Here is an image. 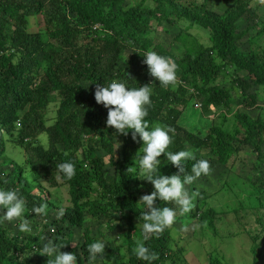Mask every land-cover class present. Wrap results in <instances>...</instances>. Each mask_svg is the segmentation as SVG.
<instances>
[{
	"label": "trees",
	"instance_id": "16d2710c",
	"mask_svg": "<svg viewBox=\"0 0 264 264\" xmlns=\"http://www.w3.org/2000/svg\"><path fill=\"white\" fill-rule=\"evenodd\" d=\"M207 1L0 0V187L15 189L23 196L25 218L57 211L36 232L24 234L18 229L11 234L7 221L0 223V264H40L30 253L40 251L44 239L57 247L63 245L61 252L76 254L77 264H93L88 260L87 245L99 238L89 227L84 228L86 218L105 217L107 227L114 228L113 217L119 215L126 217L129 225L122 242L127 259L122 264H145L133 252L139 239L135 236L142 239L144 235L133 218L139 220L143 212L140 197L154 188L146 179L136 177L137 140L131 132L116 133L106 124L107 109L94 99L97 85L113 80L125 81L129 87L149 85L151 105L146 119L150 126L174 129L167 151L189 150L190 146L209 149L216 161L227 164L248 145L264 162V112L252 117L237 111L231 129L215 123L202 135L178 124L183 109L192 107L189 103L194 98L203 101L206 111L229 108L233 92L216 82L228 72L241 89L245 107L257 103L250 89L264 85V41L248 43L247 49L241 42L258 25L257 33H264V21L239 26L245 14V19L256 15V6H250L249 0H227L219 12L210 9ZM39 15L43 25L31 28L32 18ZM153 21L179 25L174 38L183 47L180 57L163 43H155L150 35ZM181 21L188 23L182 25ZM193 25L209 31L208 44L191 36ZM145 50L170 57L177 65L179 82L159 84L143 62ZM240 71H246V76L240 77ZM51 112L53 117L48 115ZM40 134L47 136V144L41 142ZM18 150L24 157L19 161ZM193 156L195 159L183 162L185 174H190L196 160L203 159ZM158 159L157 174L178 172L163 154ZM69 160L75 165L70 180L57 170L58 164ZM107 164L112 172L105 170ZM62 186L69 194L68 205L51 198L52 189ZM262 186V190L255 187L257 193H264V180ZM201 194L206 198L205 192ZM40 205L46 212L32 213L33 207ZM203 205L199 202L191 215L200 224L209 219V225L215 226L220 214L211 208L204 210ZM154 206L171 207V201L157 199ZM249 208L260 212L262 207ZM263 217V213L257 216L260 231L251 234V264H264ZM76 227L84 229L83 241L72 246ZM172 239L168 227L148 235L145 243L158 256L152 264L166 263L182 252L171 246ZM222 259L211 254L208 264H225Z\"/></svg>",
	"mask_w": 264,
	"mask_h": 264
},
{
	"label": "rangeland",
	"instance_id": "374dc122",
	"mask_svg": "<svg viewBox=\"0 0 264 264\" xmlns=\"http://www.w3.org/2000/svg\"><path fill=\"white\" fill-rule=\"evenodd\" d=\"M200 1L203 2L204 0H199V2ZM241 1L246 2L247 0ZM249 1L250 6H256V10L254 11L256 15L250 14L251 17L245 19V16L248 15L245 14L239 25L240 28L249 24H256L258 20L264 21V0ZM182 2H184V0H182ZM206 3L210 9L220 12L225 8L227 0H208ZM180 23L182 25H187L188 22L181 21ZM42 25V16L39 15L38 17L32 18L31 28H39ZM260 26L261 25L256 26L245 35L244 39L241 41L242 43H246H241L243 48L247 49L249 46L248 43L252 44L253 41H257L259 44L264 41V33L260 35L257 33ZM153 27L154 31L150 35L155 38V43H163L171 53L180 57L183 54V47L174 38L179 31V25L168 24L165 21L159 24L153 21ZM189 33L191 36H196L203 43H209V31L201 25H193ZM246 74V71H240L238 73L240 77H245ZM177 75L178 71H176V76ZM233 77L234 76L228 72L226 75L220 76L216 81L217 83L227 86V88L233 92L232 101L228 109L226 107H212L211 110L206 111L202 108L203 101L194 98L189 103V106H193L183 109V113L178 119V124L189 131H194L202 135L206 134L215 123L222 124L228 129H231L236 124L234 115L237 111L247 112L252 117H256L258 114L263 113L264 85L253 86L250 89V93L256 94L257 103L253 106L245 107L241 103L243 100L241 89L234 84ZM175 82H179L178 76ZM48 115L53 117L52 112ZM39 138L43 144L48 143L45 134H40ZM136 140V152H139V156H141L142 141H140L139 136H137ZM189 150L195 156H200L209 161L210 172L208 175L196 179L192 184L185 186L190 195L193 192L196 193L193 198V207L189 212L181 213L178 206L171 202V207L177 208L176 221L173 225L168 227L173 237L171 246L174 249L181 248L182 252L180 251L181 253L176 258L172 256L171 259H168V261L163 264H208L211 254L218 256L220 259L223 258L222 260L225 264H251L253 258L250 252L252 244L251 234L260 231L261 225L257 216L260 213L264 215V193H257L255 189L256 186L261 190L263 189L264 162H261L257 156V152L248 145L242 146L240 151L234 154L227 164H221L216 161L214 155L209 152V149L204 150L192 148L190 146ZM99 153L105 155L104 151ZM17 156V158H19L18 161L24 158L20 150H18ZM105 170L107 172H112L113 168L107 164ZM259 177H261V181L258 179ZM202 192H205L207 195L204 199L200 197V195L202 196ZM68 197L69 194L65 186L52 189L51 198L56 202L68 205ZM199 202H204V210L211 208L216 210L218 215L220 214L221 218L216 220L215 226L211 227L209 225V219H207L204 224H200L197 222V219L191 215ZM255 206L262 207L260 208V212L256 208H249ZM56 213L57 211L51 210L50 212L47 211L45 215L29 218L22 216L21 219H27L30 228V230L24 232V234L42 229V222H48ZM197 217L199 218V216ZM21 219H14L11 222H7L11 234L17 233ZM113 219L115 220L113 223L116 225V227L113 226L114 228L107 227L106 220L108 219L105 217H100L99 219L87 217L84 222V228L89 227V231L93 236L106 242L103 253L104 259L98 258L93 264H122V262L127 259V247L122 246V242L129 228L128 221L126 217L122 218L121 215L114 216ZM133 222L137 227L140 226L142 228V223L136 217L133 218ZM46 231L47 229L45 228L43 232L44 237ZM83 233V228H75L72 246L83 241ZM22 236L24 237V235ZM135 238L141 239L140 236H135ZM45 243L44 239L42 246ZM30 257H34L36 259L35 261L40 262V264H48V260L53 258L43 255L42 250L30 253ZM174 259L176 261L172 262Z\"/></svg>",
	"mask_w": 264,
	"mask_h": 264
},
{
	"label": "clouds",
	"instance_id": "9594fccd",
	"mask_svg": "<svg viewBox=\"0 0 264 264\" xmlns=\"http://www.w3.org/2000/svg\"><path fill=\"white\" fill-rule=\"evenodd\" d=\"M141 55L144 57L143 62L148 66L149 74L158 80L159 84L168 86L176 81L177 65L170 57L162 56L154 50H145ZM150 97L149 85L129 87L122 80H113L107 84L97 85L94 92L96 103L103 104L107 109L106 124L114 128L116 133L126 135L131 132L134 141L137 136L142 141V155L137 161L139 175L136 177L146 179L153 185L154 190L150 194L142 195L139 199L143 206L139 221H143L144 236L142 239H137L133 252L136 259L145 262V264H152L154 260L158 259L157 254L150 250L145 243L148 235L162 232L165 228L173 225L177 218V208L156 207L154 202L157 199L171 201L178 206L181 213L189 212L193 207V198L196 193L193 192L190 195L185 186L210 172L209 161L200 159L192 164L190 174H185L183 162L195 159L193 153L190 150L167 151L171 143L170 133L174 129L160 124L150 126L146 119L148 108L151 105ZM161 154L178 169L176 174L168 176L157 174V166L160 163L158 157ZM57 170L69 180L75 175V165L71 160L58 164ZM181 174H184L183 177ZM24 211L23 196L15 189L0 187V223L21 219ZM45 212L46 209L43 205L32 209L34 214H44ZM18 227L21 232L30 230L27 219H21ZM105 244L106 242L100 239L87 245L90 262L98 258L104 259ZM61 246L57 247L52 241L43 244L41 248L43 255L49 258L53 257L48 260V264H77L76 254L61 252Z\"/></svg>",
	"mask_w": 264,
	"mask_h": 264
}]
</instances>
